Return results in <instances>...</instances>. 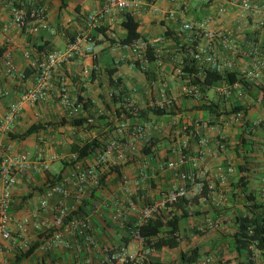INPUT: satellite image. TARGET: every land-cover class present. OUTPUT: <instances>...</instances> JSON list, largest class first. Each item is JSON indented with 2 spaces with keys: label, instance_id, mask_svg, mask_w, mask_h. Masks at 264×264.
<instances>
[{
  "label": "crops",
  "instance_id": "1",
  "mask_svg": "<svg viewBox=\"0 0 264 264\" xmlns=\"http://www.w3.org/2000/svg\"><path fill=\"white\" fill-rule=\"evenodd\" d=\"M13 1L0 0V49L7 48L4 54L11 56L19 74L24 73L29 66L36 65L38 57L32 52L34 45L50 42L48 47L63 51L72 44L71 37L77 39L81 35L100 42L98 45L91 43L90 39L82 42L73 59L52 72L46 83L47 94L52 98L59 99L62 91L75 101L78 96L83 97L86 107L82 108L79 117L95 122L96 127L86 134L69 126L60 127L58 124L61 119L68 118L67 111L61 105L60 99L54 102L48 96L42 103L25 106L9 125V130L0 132V158L27 154L32 160L45 161L49 166L46 172L36 171L28 178H19L11 190L12 213L18 218L31 215V219L25 228L16 224L10 227L13 241H5L0 236V264H15L22 252L36 242L40 246L43 238L54 229L52 206L55 200L49 202L47 210L40 211L39 203L51 181L57 176H61L60 184L72 193L65 201V205L71 210L76 211L82 200L89 195L92 188L85 187L82 196L79 195L77 171L66 167L64 164L66 161L60 162L67 156L61 155V149H69L70 144L77 139L95 137L103 139L110 136L104 143L114 140L119 145L115 157L112 156L115 153L102 157L104 152L100 156L103 158L99 168L100 174H106L110 167L117 165L120 166V176L116 173L107 176L105 185L97 191V196L93 200L95 204L93 211L87 214L93 242L87 243L68 234L65 236L70 244L68 248L60 245L51 251L41 252L38 246L31 256L17 264H102L103 260L120 250L134 256L142 246L128 236L127 228L120 223L129 222L132 218H138L139 222L141 211L148 201L157 206L158 212L164 216L170 218L174 215L181 218L178 248H165L151 255L162 262L176 263L180 255L191 248L184 243L185 234H194L195 230L208 228L207 220L215 215V209L240 208L237 204L243 200L242 194L232 186L241 177L247 181L248 193H252L258 199L264 198V92L256 90L258 86L264 87V65L256 67L257 62L264 63L262 59L264 54L258 55L257 58L254 55H247L254 47L261 52L264 51V13L255 15L244 11L241 7L243 0H140V4L128 12L139 22L141 39L147 40L154 49L156 62L149 64L141 61L140 57L133 56L127 48L110 45L99 33L95 37H90L95 27L89 28L86 16L100 9L103 6L102 0H65V7L61 0H31L45 7V23L51 31L42 29V23L38 20L29 21L21 28L10 25L9 10ZM250 1L264 8V0ZM123 14L124 12L112 9L96 27L107 28L106 35L109 38L116 40L123 38L124 31L121 27ZM186 23L195 26L203 23L206 31L230 34L235 50H226L218 39H207L202 33L183 31L182 26ZM167 30L181 34V45L186 44L188 48L196 42L205 54L213 53L225 71H233L243 76L252 96H248L242 89L232 91L229 96L220 93V89L228 88L223 81L204 87L198 98L183 94L182 86L186 81L177 74L182 58L187 55L188 50H180V46L171 38L164 37ZM89 48H92L91 53L87 51ZM203 57L202 53L200 59L196 60L200 76L204 68H209L203 62ZM94 58L97 60L96 65L93 63ZM133 60L140 61V69L127 63ZM86 68L90 71L94 69L95 77L90 78L91 72L89 76L86 75L84 73ZM113 68H116L114 78L121 79L119 86L108 85L107 71ZM144 71L150 74L151 81L146 79ZM252 71H257L259 76L247 77ZM20 77H0V91L8 92V96L0 98V121L20 94L34 86V78L22 83L18 81ZM121 90L123 91L121 99L125 103L128 102L127 107L133 106L135 110L150 108L151 102L162 97L176 99L177 109L172 110V114L161 117L147 115V121L143 123V132L134 134L131 131L128 137V128L134 130L140 124L138 119L129 125L118 123L121 118L117 117V109L121 101H114L111 95H119ZM212 103L218 106L221 113L233 106H248L244 120L252 123L255 128L251 130L252 135L247 136L249 142L247 150H239L236 146V138L241 133V123L227 124L228 120H225L224 115L217 117L215 113L201 109V106ZM44 115L52 120L59 118V121L54 123L47 119L48 122H44L42 119ZM27 120L31 121L30 125L40 122L54 123V126L32 135L23 142L10 140L7 134L24 132L28 127L23 129L21 125ZM212 122L214 125L209 126L208 123ZM177 123L179 127L176 128ZM121 124H124L123 131L126 132V136L118 134ZM113 127L116 128L114 139L109 132ZM64 134L71 135L68 147L61 141V138L66 137ZM196 134L209 141L210 149L205 153L204 160L198 163L197 167L188 162L174 171L165 169V163L177 160L180 153L175 142L186 141L187 148L182 152L190 159H197L200 148ZM50 135L59 140L55 142L54 151L45 152L46 139ZM220 140L230 147L218 150L217 144ZM150 143L154 144L151 154L145 155L143 148H148ZM244 156L246 162L242 161ZM70 158L71 155L68 163ZM95 161L96 159L92 158L83 163L91 166L96 163ZM244 163L246 173H237L235 167ZM202 165L208 169L205 178H199V168ZM228 166L233 169L230 174L226 172ZM182 171L195 174L197 177L186 183V197L179 205L161 206L165 195L181 184L178 173ZM205 185H213L214 192L203 196L202 187ZM133 197L136 202H132ZM222 201L226 203H221ZM232 210L221 211L219 214L218 219L226 223L222 228H226L230 222ZM35 212L37 216H33ZM117 212L121 214L120 219H114ZM117 220L121 221L114 222ZM36 223L43 225L36 227ZM214 237L220 239L217 235ZM208 248L210 250L211 244ZM164 254H169L173 259L165 260Z\"/></svg>",
  "mask_w": 264,
  "mask_h": 264
},
{
  "label": "built area",
  "instance_id": "2",
  "mask_svg": "<svg viewBox=\"0 0 264 264\" xmlns=\"http://www.w3.org/2000/svg\"><path fill=\"white\" fill-rule=\"evenodd\" d=\"M103 6L96 10L92 11L87 15V23L89 28L96 27L101 23L106 16L110 13L112 9L119 12H128L132 11L133 8H136L140 4V0H102ZM241 7L244 11L250 12L252 14L258 15L264 13V8L258 4L252 3L250 0H243ZM10 25L15 27H24L28 24L29 21L38 20L40 21L41 28L47 31H51V28L45 23L46 9L44 6L37 4L34 1H24V0H14L10 4ZM183 31L185 32H195V34H203L207 39L213 40L218 39L220 43L226 50L234 51L235 46L231 41L230 34L216 33L206 31L205 24L201 23L198 25H192L186 23L182 26ZM87 36H79L76 41L63 51H53L45 54L42 59L36 63L38 68V73H36L34 78L33 88L20 94L18 100L12 103L7 113L3 116L0 121V132H7L9 130V125L13 123L15 118L18 116L20 111L27 105H35L38 103L44 102L47 97L46 83L51 78L52 72L58 70L63 65L69 63L74 54L79 50L80 44L82 42H87ZM148 43L143 40L135 41L131 46L126 47L129 49L131 54L136 57H140L141 61L144 62L143 56L147 49ZM92 52V48L87 50ZM204 54L203 62L211 69L216 70L217 72H224L223 65L218 61L216 56L213 53H206L201 51V49L196 46L194 58L199 60L201 54ZM264 54V51L261 52L258 48H253L252 51L247 52L249 56H255ZM264 59V56H262ZM0 77H20L21 74L16 69L15 64L12 61V58L9 54H4L0 57ZM264 65L262 62H257L256 67ZM90 70L88 68L84 69V73L89 76ZM179 73V72H178ZM259 76L257 71H252L247 74V77L257 78ZM241 89L240 84H234L228 86V88L220 89V93H224L229 96L232 91ZM182 93L186 96L198 98L200 96V88L198 86H182ZM8 96L7 91H0V98ZM239 96L241 93L239 92ZM59 99L61 105L67 111L68 118L78 117L82 111V104H78L77 101L72 100L65 91L60 92ZM171 98L162 97L156 101L150 103V107L165 108L169 107L172 103ZM91 122V120H88ZM242 122V114L238 113L232 115L228 120L227 124H239ZM124 126L120 125L118 128V133H121ZM144 130V126H137L134 134H140ZM198 138L199 152L197 159L188 158L182 150L187 148V142L183 141L181 144L180 153L177 160H171L165 163V169L167 170H177L179 167H182L188 162H191L194 167H197L198 163H201L204 160L205 153L209 151V141L207 138L202 137L201 135L196 134ZM119 145L115 141H111L107 144L104 151V156H109L116 150H118ZM218 150L224 149L223 143L217 144ZM99 157L96 160L94 165H91L87 168H83L81 164L75 166L77 171V181H78V190L79 195L82 196L84 193L83 188H94L98 185L99 174L100 172L96 170L95 165H101L103 158ZM74 158V156H72ZM49 166L45 161H34L27 154H21L17 156H9L0 158V236L5 241H13L10 227L14 224L18 225L21 228H25L30 223V216H22L18 218L15 214L12 213V188L17 184L19 178H28L31 176V173L36 171H48ZM227 174L233 172L231 166H228L226 169ZM179 179L181 184L176 188H173L169 191L161 202V206L167 207L176 204L180 199L186 197L187 188L186 183L188 181H193L197 177L195 174L188 172H179ZM208 175V169L202 165L199 168V178H205ZM208 194L214 192L213 185H208ZM72 196L71 191L66 188L63 184L50 185L42 200L39 203V210H47L50 205V201L55 200L54 206H52L53 218H52V227L53 232L49 236H45L39 250L41 252H48L54 249L57 246L63 245L66 248L69 247V242L66 239V235L70 234L75 238H80L87 243L93 242V237L90 233V223L89 219L86 218H71V210L68 206L65 205V201ZM38 212V211H37ZM37 212L33 216H37ZM158 207L152 205L150 207H145L141 211L140 223L145 219L150 218L154 214H158ZM121 214L117 212L114 216V219H120ZM217 221L207 220L208 228L217 227ZM43 223H36V227L42 226ZM132 237L138 241L142 248L134 256L127 255L123 250H120L117 254L111 255L105 260L102 261V264H143L148 256L152 255L153 250L150 248H143V240L137 234L133 233ZM249 249L251 250L250 261L252 264H264V255L262 251L257 247L256 241L253 242ZM198 264H213V261L210 257H205Z\"/></svg>",
  "mask_w": 264,
  "mask_h": 264
},
{
  "label": "trees",
  "instance_id": "3",
  "mask_svg": "<svg viewBox=\"0 0 264 264\" xmlns=\"http://www.w3.org/2000/svg\"><path fill=\"white\" fill-rule=\"evenodd\" d=\"M62 5L65 7L66 2L65 0H61ZM41 5V4H40ZM124 20L121 22V27L124 31V37L120 39H113L109 38L106 35L107 28L104 27H95L93 34H91L90 37H95L98 33L105 37L106 41H109L110 45H118L119 47H129L131 46L135 41L137 40H143L148 43L147 40L141 39V35L139 33V22L135 19V17L129 13L124 12ZM87 18V16H86ZM97 26V25H96ZM164 37L171 38L176 45L180 46V50L185 51L188 50V53L186 56L182 58V62L180 64L179 68V77L184 79L185 85L187 86H198L200 88V92L204 90V87L211 86L213 83H216L218 81H223L227 86H231L234 84H240L241 89L247 93L248 96H252L251 92L249 91L250 88L248 87V84L246 81H244L243 76L238 75L236 72L233 71H224V72H217L216 70H213L211 68H204L203 74L200 76L198 68H196V60L194 58L195 53V47L197 46L196 42L192 43V46H189L186 48V44H182V38L181 34L175 33L172 31H165ZM90 39V38H88ZM71 43H74L76 39L74 37H71L70 39ZM91 43H95V45H98L96 40H91ZM50 42H46L43 45H34L32 46V52L35 54L34 56L38 57V61H40L41 56L45 55L49 52L57 51L53 50L48 47ZM7 50L6 47H3L0 49V57L3 56L4 52ZM144 61L147 63H155V52L153 47L148 43L147 49L143 56ZM94 65H96L97 60L93 59ZM129 65H133L134 67L140 69V61L139 60H133V61H127ZM95 70H91L90 78L95 77ZM36 73H38V68L36 65L29 66L24 73L21 74V77L18 79V81H21L22 83L27 82V80L31 78H35ZM116 73V68L110 69L107 71V82L109 86H119L121 84L120 78H114V74ZM144 75L146 76V79L148 81H151L150 74L147 71H144ZM258 92H264V87L258 86L256 89ZM123 91L119 93V95L112 94V98L114 101H121V104L119 108L117 109V117H120L121 120L118 123H126L131 124L135 119H138V123L143 126V123L147 121V115L154 114L156 116H164L167 114H172L173 108L170 110L168 107L165 108H158V107H150L144 110H135V108L127 107L128 102H124L123 99H121V94ZM77 103L82 104V108L86 107V102H84L83 97L78 96ZM125 104V106H124ZM121 109V111L119 110ZM202 110L210 111L212 113H215L217 117H220L222 115L225 116V120H229L232 115L235 114H242V122L240 124L241 127V133L237 136V148L239 150H247L249 147V142L247 140V136H251L252 132L251 130H254L255 126L252 125V123H249L245 119V116L247 115L248 106L247 105H238L233 106L230 109H225L224 112H220L218 109V106L215 104L210 105H203L201 106ZM169 110V111H168ZM54 123H34L30 125L24 132L18 133V134H7L10 140L16 141V142H23L27 140L32 135H35L39 133L42 130L47 129L48 127H53ZM121 124V125H124ZM60 127L62 126H69L74 128L76 131L79 132H90L92 131L96 126L95 122H89L87 118H80L74 117V118H62L61 121L58 124ZM139 125V126H140ZM209 126H213L214 123H208ZM134 129V128H133ZM136 129V128H135ZM135 129L132 130V128H128L127 136L129 137L131 135V131L135 132ZM112 139H114V133L116 132V128H112L110 131ZM120 135L126 136V132L122 130L121 133H118ZM110 136L105 137L103 139L101 138H93V139H77L74 140L70 144L69 148V154L71 156H74V158H70V162H64L66 167L75 169V166L77 164H82L83 168H87L89 166H86L84 163L89 159H96L103 154V152L106 149V146L108 144L104 143L107 139H109ZM122 140V139H121ZM124 140V139H123ZM114 141V140H112ZM111 142V141H110ZM116 142V141H115ZM219 143L224 144V149L230 147L229 145H226V143L223 140L218 141ZM152 146H154L153 143L149 144L148 148H143V153L145 155L151 154ZM242 161L246 162V157L244 156L242 158ZM84 162V163H83ZM96 162V161H95ZM96 170L99 171L100 165H95ZM120 166H112L109 168L108 172L106 174H99V182L98 185L89 191V195L82 200L80 206L77 208L76 211H72L70 214L71 218H86L87 214L90 211H93L94 209V203L93 200L97 196V191L105 185L107 176L116 173L118 176H120ZM235 171L237 173H246L245 163L242 165H237L235 167ZM56 178V177H55ZM61 181V176H57L54 181H51V186L55 184H59ZM49 185V186H50ZM48 186V187H49ZM234 189L238 190L242 194L243 200L241 201L240 208H236L235 210L232 208L224 207L222 210H214V216L212 217L213 220L217 219L221 211H231L232 210V217L230 219L231 223V230L230 232H227L226 234L222 235L220 239H216L211 243L210 250H214L215 248H218L222 244H226L229 250L236 255L237 264H252L250 261L251 258V250L249 249L250 245L256 241L257 247L262 251V255H264V198L258 199L257 196L253 195L252 193H248L247 190V181L241 177L236 184L232 186ZM187 188V185H186ZM208 186L205 185L202 187V195L206 196L208 193ZM184 199V198H183ZM132 202L135 201V197L132 198ZM183 201L180 199L176 204L179 205ZM145 207H150L153 205L151 202H146ZM138 218H132L129 222H123L121 221L120 225L127 228L126 233L129 237H132L133 233H137L143 240V248H150L153 250V252H161L163 249H176L178 248L180 244V229L179 224L181 221L180 217L172 216L168 218L167 216H164L161 213L154 214L150 218L145 219L142 223L138 222ZM113 221V220H112ZM119 220L114 222H120ZM111 223V222H110ZM119 224V223H118ZM53 230L49 235H51ZM195 234H201L199 231H194ZM47 235V236H49ZM133 238V237H132ZM44 239V238H43ZM39 243L36 242L29 246V248L22 252L21 255L18 257V259L15 261V264H17L19 261H21L24 258H28L31 256L34 251L38 248ZM202 249L200 246H194L186 253H183L179 257V261L176 263H166L160 261L156 257H152L151 255L147 257V259L143 262V264H198L200 262V259L202 258ZM240 260H243L242 262ZM129 264V263H128Z\"/></svg>",
  "mask_w": 264,
  "mask_h": 264
},
{
  "label": "rangeland",
  "instance_id": "4",
  "mask_svg": "<svg viewBox=\"0 0 264 264\" xmlns=\"http://www.w3.org/2000/svg\"><path fill=\"white\" fill-rule=\"evenodd\" d=\"M85 36V35H83ZM178 76V74H177ZM179 77V76H178ZM182 92V91H181ZM48 96H50L48 94ZM50 100L54 101V102H57L59 99L57 97H49ZM176 99L172 101L171 105L168 107V109H172L173 110H176L177 109V105H176ZM46 115H44V117L42 118L44 122H48L47 119H50L49 121L51 122H54V123H57L59 121V118H57L58 120H52V118L50 117H45ZM56 121V122H55ZM181 121V120H180ZM31 124V121L30 120H27V121H24L21 125V128L25 129L26 127H29ZM176 128L179 127L178 123L175 124ZM230 126V125H229ZM174 127V126H173ZM230 128V127H229ZM232 128V126H231ZM175 131H177V129H175ZM70 133V131H69ZM86 134V132H84ZM165 134V133H163ZM177 133H175L174 135L176 136ZM64 136H66L65 138H61L65 144V146H69V142L71 140V135L70 134H64ZM59 140V139H56L54 137H52V135H50L47 139H46V147H44L45 149V152H50V151H54V146H56V141ZM176 143V149H181V144H182V141H179V142H175ZM44 145V144H43ZM61 155L64 156L65 154L68 156H66L63 160H60V162H63V161H66L68 162V158H69V149H66V150H62L61 149ZM115 153V152H113ZM117 153H115L114 155L112 154V156H116ZM221 203H226L224 201H222ZM241 205V202L239 204H237V206L239 207ZM211 220H213V218H210ZM215 219L214 221H217V227H214V228H203L202 230H200L199 232H201V234H185L184 236V243H187L188 246H190L191 248L194 247V246H200L201 249H202V258L200 259V261L202 259H204L205 257H210L213 261V264H237V259H236V256H235V253L231 252L229 250V248L227 247L226 244H222L221 246H219L218 248H215L214 250H208L209 248V244H211L215 239L214 236H219L220 235H224L226 234L227 232H230L231 230V223L229 222L226 226V228H222L224 226V224H226L224 221L222 220H219ZM230 221V219H229ZM225 227V226H224ZM213 238V239H212ZM212 239V240H210ZM202 244V245H201ZM190 248V249H191ZM164 258L165 260H171L173 259V257L169 254H164ZM261 264V263H260Z\"/></svg>",
  "mask_w": 264,
  "mask_h": 264
}]
</instances>
